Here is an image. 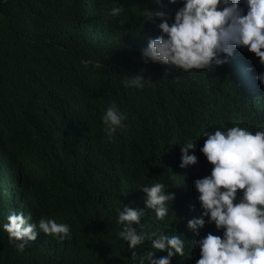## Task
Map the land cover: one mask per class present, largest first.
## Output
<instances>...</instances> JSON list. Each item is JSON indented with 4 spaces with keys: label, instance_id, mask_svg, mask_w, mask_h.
<instances>
[{
    "label": "trees",
    "instance_id": "trees-1",
    "mask_svg": "<svg viewBox=\"0 0 264 264\" xmlns=\"http://www.w3.org/2000/svg\"><path fill=\"white\" fill-rule=\"evenodd\" d=\"M113 7H122L118 17ZM158 7L155 0H0V264H137L116 220L124 204L144 207L139 188L155 182L176 198L162 221L145 209L137 231L180 235L185 258L172 264H195L199 249L186 228L199 211L198 203L189 210L193 181L211 170L201 136L235 125L264 130L256 79L264 67L241 48L211 70L172 68L166 76L169 66L144 65L141 49L160 34L159 19L146 20ZM141 69L146 86L125 88ZM113 102L128 118L109 141L102 113ZM190 140L198 163L180 168L174 143ZM14 211L31 213L30 222L67 223L71 238L40 231L19 251L2 228ZM207 231L214 225L201 235ZM149 250L158 251L148 241L136 249Z\"/></svg>",
    "mask_w": 264,
    "mask_h": 264
},
{
    "label": "clouds",
    "instance_id": "clouds-1",
    "mask_svg": "<svg viewBox=\"0 0 264 264\" xmlns=\"http://www.w3.org/2000/svg\"><path fill=\"white\" fill-rule=\"evenodd\" d=\"M155 3L159 7L153 9L146 21L155 23L159 19L156 27L160 34L149 36L141 49L140 60L144 65L169 66L165 69L166 76L172 68L183 72L211 70L227 63L235 50L241 48L254 53L264 67V0H167V3L155 0ZM169 4H179L174 14L166 10ZM122 11V7H113L109 14L118 17ZM144 71L129 75L122 82L124 87L143 89L147 81ZM256 79L264 86V71ZM127 118L115 102L102 113L103 130L109 141L124 127ZM201 138L206 139L199 151L211 170L193 181L196 203L190 204L189 210L197 211L198 203L199 211L187 219L186 228L193 233L195 250L199 249L195 264H264V130L253 132L235 125L226 131L219 128L205 131ZM196 140L183 146L174 143L180 146V168L198 163ZM139 189L144 193V207L124 204L118 212L116 223L121 230L116 235L127 242L137 264H172L174 256L185 258V240L180 235L137 231V226L143 228L145 209L154 212L156 221L164 220L169 213L168 203H173L176 193L167 191L161 182ZM31 220V213L14 211L2 225L9 243L19 251L35 241L40 231L60 240L71 238L67 223L45 217L38 223ZM206 225H214L215 231L201 235ZM145 241L158 251L138 255L136 249ZM159 251L167 255L158 257ZM191 255L195 256V251Z\"/></svg>",
    "mask_w": 264,
    "mask_h": 264
}]
</instances>
